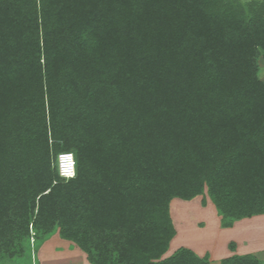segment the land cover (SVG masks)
<instances>
[{
  "label": "trees",
  "instance_id": "obj_1",
  "mask_svg": "<svg viewBox=\"0 0 264 264\" xmlns=\"http://www.w3.org/2000/svg\"><path fill=\"white\" fill-rule=\"evenodd\" d=\"M260 57L264 0H0V264L55 228L90 264H210L164 257L171 202L264 214Z\"/></svg>",
  "mask_w": 264,
  "mask_h": 264
},
{
  "label": "rangeland",
  "instance_id": "obj_2",
  "mask_svg": "<svg viewBox=\"0 0 264 264\" xmlns=\"http://www.w3.org/2000/svg\"><path fill=\"white\" fill-rule=\"evenodd\" d=\"M259 77L264 80V58L258 60ZM205 199V202L203 200ZM176 235L164 257L180 247L190 248L199 256L210 253V264L233 254L252 253L264 261V214L244 218L235 228L221 225L220 215L207 192L192 200L173 199L171 203ZM31 232L33 264H90L85 253L73 242L60 236L59 228L36 238ZM234 241L235 252L229 247Z\"/></svg>",
  "mask_w": 264,
  "mask_h": 264
},
{
  "label": "built area",
  "instance_id": "obj_3",
  "mask_svg": "<svg viewBox=\"0 0 264 264\" xmlns=\"http://www.w3.org/2000/svg\"><path fill=\"white\" fill-rule=\"evenodd\" d=\"M59 174L62 178L70 179L76 174V164L73 153L62 152L58 155Z\"/></svg>",
  "mask_w": 264,
  "mask_h": 264
},
{
  "label": "crops",
  "instance_id": "obj_4",
  "mask_svg": "<svg viewBox=\"0 0 264 264\" xmlns=\"http://www.w3.org/2000/svg\"><path fill=\"white\" fill-rule=\"evenodd\" d=\"M203 202H205V200H203ZM172 203V202H171ZM172 209H173V207H172V205H171V216H172V220H173V213H172ZM218 212V211H217ZM251 218H253V217H251ZM241 220H243V219H241ZM241 220H238L239 222H241ZM220 221H221V217H220ZM238 221H236L234 224H233V226H231V227H227V228H235L236 226H237V224H238ZM173 223H174V220H173ZM221 223V222H220ZM222 225V224H221ZM231 243H234L235 244V248H234V250L231 248ZM238 244L237 243H235L234 241H231L230 243H229V247L232 249V251L233 252H235L236 251V249L238 248ZM195 252V251H194ZM206 254H208L209 255V257H210V259H211V255H210V253L208 252V253H206ZM205 254V255H206ZM247 254H252V253H247ZM231 256V255H230ZM228 257V256H227ZM219 264H220V262H219Z\"/></svg>",
  "mask_w": 264,
  "mask_h": 264
}]
</instances>
